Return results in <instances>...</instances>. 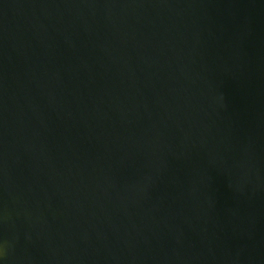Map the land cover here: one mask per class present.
Returning <instances> with one entry per match:
<instances>
[{"label":"water","instance_id":"95a60500","mask_svg":"<svg viewBox=\"0 0 264 264\" xmlns=\"http://www.w3.org/2000/svg\"><path fill=\"white\" fill-rule=\"evenodd\" d=\"M0 264H264V0H0Z\"/></svg>","mask_w":264,"mask_h":264}]
</instances>
